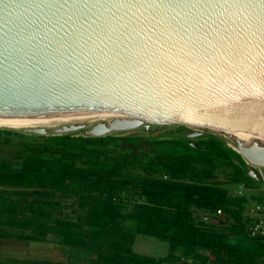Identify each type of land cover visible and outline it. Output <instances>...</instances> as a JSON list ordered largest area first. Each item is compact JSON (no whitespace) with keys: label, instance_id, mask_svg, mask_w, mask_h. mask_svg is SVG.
<instances>
[{"label":"water","instance_id":"water-1","mask_svg":"<svg viewBox=\"0 0 264 264\" xmlns=\"http://www.w3.org/2000/svg\"><path fill=\"white\" fill-rule=\"evenodd\" d=\"M0 119L214 134L261 182L264 0H0Z\"/></svg>","mask_w":264,"mask_h":264},{"label":"trees","instance_id":"trees-1","mask_svg":"<svg viewBox=\"0 0 264 264\" xmlns=\"http://www.w3.org/2000/svg\"><path fill=\"white\" fill-rule=\"evenodd\" d=\"M186 132L93 138L0 128V237L29 247L0 253V264H264L247 215L264 194L225 187L258 190L248 164L221 137ZM138 236L167 243L168 253L137 252ZM46 247L56 260L41 258Z\"/></svg>","mask_w":264,"mask_h":264},{"label":"rangeland","instance_id":"rangeland-1","mask_svg":"<svg viewBox=\"0 0 264 264\" xmlns=\"http://www.w3.org/2000/svg\"><path fill=\"white\" fill-rule=\"evenodd\" d=\"M61 126L59 125H49V126H37L35 128H47L51 131L59 128ZM0 128H5V129H10V130H18L21 131L22 128H10V127H0ZM26 129V128H25ZM89 130V128H84L82 130L73 132L72 134H76V135H87V131ZM123 134H121L122 136H144V135H154L151 133H144V132H121ZM228 145V144H227ZM229 147H231L230 145H228ZM232 148V147H231ZM248 167L250 168V165H248ZM222 180L224 178H221ZM263 183H260L259 181H257L256 186L258 187V190H254V191H245L244 188L238 186V187H233V186H225L227 189L230 190L231 193L235 194H239V193H245L247 195H250L252 193H263L264 194V180L262 181ZM253 202H251L250 204H252ZM254 205V203H253ZM262 207L264 208V203L261 204ZM29 248L27 244L18 241L17 239L12 240L9 239L7 237H0V253L3 256H14L15 254H20V255H24L25 253L29 252ZM134 248L137 252L142 253V254H147V255H153L155 257H163L168 253V244L162 241H159L157 239H153V238H148V237H144V236H138L134 245ZM44 256H41V258H51L52 257V253L54 252V250L52 249V247H46L44 248ZM55 254H57V252H55ZM55 254L53 255L52 259H57Z\"/></svg>","mask_w":264,"mask_h":264},{"label":"built area","instance_id":"built-area-1","mask_svg":"<svg viewBox=\"0 0 264 264\" xmlns=\"http://www.w3.org/2000/svg\"><path fill=\"white\" fill-rule=\"evenodd\" d=\"M241 194V193H239ZM220 215L221 212L217 211ZM249 216V235L252 238H259L264 241V208L259 204H254L247 210ZM204 220H207L204 217Z\"/></svg>","mask_w":264,"mask_h":264},{"label":"bare ground","instance_id":"bare-ground-1","mask_svg":"<svg viewBox=\"0 0 264 264\" xmlns=\"http://www.w3.org/2000/svg\"><path fill=\"white\" fill-rule=\"evenodd\" d=\"M52 124L37 123L22 120H10V119H0V127H10V128H35L37 126H49Z\"/></svg>","mask_w":264,"mask_h":264}]
</instances>
